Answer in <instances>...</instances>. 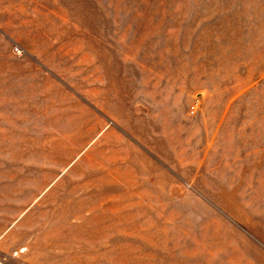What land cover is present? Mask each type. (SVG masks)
Listing matches in <instances>:
<instances>
[{
  "label": "rangeland",
  "instance_id": "374dc122",
  "mask_svg": "<svg viewBox=\"0 0 264 264\" xmlns=\"http://www.w3.org/2000/svg\"><path fill=\"white\" fill-rule=\"evenodd\" d=\"M0 264H264V0H0Z\"/></svg>",
  "mask_w": 264,
  "mask_h": 264
},
{
  "label": "built area",
  "instance_id": "2783aa9c",
  "mask_svg": "<svg viewBox=\"0 0 264 264\" xmlns=\"http://www.w3.org/2000/svg\"><path fill=\"white\" fill-rule=\"evenodd\" d=\"M15 50H16L17 52H19V50H18L17 48H16Z\"/></svg>",
  "mask_w": 264,
  "mask_h": 264
}]
</instances>
